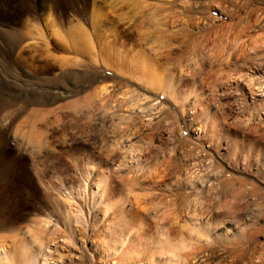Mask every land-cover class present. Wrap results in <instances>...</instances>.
<instances>
[{
	"label": "rangeland",
	"instance_id": "rangeland-1",
	"mask_svg": "<svg viewBox=\"0 0 264 264\" xmlns=\"http://www.w3.org/2000/svg\"><path fill=\"white\" fill-rule=\"evenodd\" d=\"M0 97V264H138L188 196L264 253V0H0Z\"/></svg>",
	"mask_w": 264,
	"mask_h": 264
},
{
	"label": "bare ground",
	"instance_id": "bare-ground-1",
	"mask_svg": "<svg viewBox=\"0 0 264 264\" xmlns=\"http://www.w3.org/2000/svg\"><path fill=\"white\" fill-rule=\"evenodd\" d=\"M113 1H115V0H113ZM122 1L126 2L129 0H122ZM20 40H21V37L19 36L18 39H16V41H14V42H19ZM247 80L248 81L246 83L249 86L252 85L254 82L256 83V81H255L256 79H254V78H250ZM255 86H256V84H255ZM1 100L2 99L0 97V101ZM160 172H162V171H160ZM160 177H161L160 179L151 178V179H146L143 181L142 180L141 181L140 180H132V181H130V183H132V185H135V186H137L139 184L145 188L149 187L147 189H150V187L154 188V187H162V186H164V187H166V186L171 187L172 186L171 189H173V186H175V184H171V183L167 182V181H169V179L167 180V178L163 177V175H161ZM195 180L196 179H194L192 181L190 180V182L188 181V183H186L188 188L195 189L196 186L200 185ZM213 185L214 184L212 183V186ZM180 187H181V185H180ZM209 187H210V185H209ZM214 188H215V186H214ZM211 189H213V188H211ZM158 191H157V194H158ZM153 194H151V195H153ZM170 195L171 194H168V196H170ZM135 198H136L135 202L141 201L139 196H136ZM187 198H188L186 201L187 203L184 204V208H183L184 210H183V213L181 215L182 216L181 218H183L185 221H188L189 224L192 225L193 229H192V232H190V235H188V236L184 235V233L182 234V232H180V230H178L177 224H178V218H179L178 216L180 214L178 213L179 215L178 214L174 215L176 210H174L175 207L173 208V204H174L173 200L168 199L166 202L162 201V204H164L162 213L155 215V218L153 219L151 224H149V226H147V227L151 228V229L148 228V231H151V233L152 232L154 233V237H153V235H151V236L154 239H156V241H155L157 243V245H155L156 248L151 249L149 245H147L145 248L143 245L140 246V244L138 245L137 243L136 244L134 243V244H132L131 251L129 253L130 259H135V260L137 259L138 264H143L144 258L148 259L147 264H195L198 260H201L202 264H205L206 262L207 263L210 262L211 258H213L215 256L216 246L213 243L214 240H209L210 238L209 239L205 238L204 234H202V232H201V229L204 228L206 231H212L213 225L211 224L212 223L211 219L213 218V214H211V212L213 211V209H211V205L209 203H207L206 201L198 200L199 197L194 198V200H190L191 197L189 198V196ZM232 210L234 211V209H232ZM179 212H180V210H179ZM222 212L223 211H220V212H218V214H222ZM216 213H217V211H216ZM220 216H223V215H220ZM224 218H226V217H224ZM225 220H223V221H225ZM217 221H219V220H217ZM214 222H216V221H214ZM219 224H217L218 228H219ZM182 225L180 226V228H182ZM186 227H187V225H186ZM152 229H153V231H152ZM183 229L184 228H182V230ZM148 231L144 232V233L147 235V233L149 234ZM206 231H204V232L206 233ZM188 232H189V229H188ZM143 234L140 233V235L145 237V235H143ZM208 237H209V235H208ZM252 241H253V238H247V239L239 242V244H242L243 250H246L245 248H249L250 247L249 245L252 243ZM135 246H138L140 248L135 247ZM239 247H241V246H239ZM149 248L151 249V252L148 250ZM51 251H52V249H49V252H51ZM201 253H205L204 254L205 256H202V255L200 256ZM239 255H241V253H238L235 257H232V260H230L231 262L230 263L228 262V264H240L241 263V261H240L241 257ZM252 255H253V253H252ZM252 257H254V256H252ZM252 257H250V259ZM255 257H257V260H255L256 258L255 259L253 258L252 260H250V262H248V264H260V263H262V261L264 263L263 251L259 256H255ZM50 258H51L50 255L45 256L44 260H45L46 264L49 263L48 261L50 260Z\"/></svg>",
	"mask_w": 264,
	"mask_h": 264
}]
</instances>
